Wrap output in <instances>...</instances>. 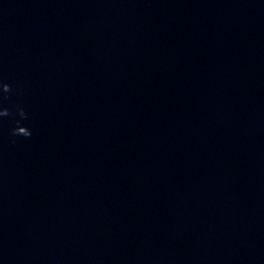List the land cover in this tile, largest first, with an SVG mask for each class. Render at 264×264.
I'll use <instances>...</instances> for the list:
<instances>
[{"label":"water","instance_id":"water-1","mask_svg":"<svg viewBox=\"0 0 264 264\" xmlns=\"http://www.w3.org/2000/svg\"><path fill=\"white\" fill-rule=\"evenodd\" d=\"M0 80V264H264V0H0Z\"/></svg>","mask_w":264,"mask_h":264},{"label":"clouds","instance_id":"clouds-1","mask_svg":"<svg viewBox=\"0 0 264 264\" xmlns=\"http://www.w3.org/2000/svg\"><path fill=\"white\" fill-rule=\"evenodd\" d=\"M12 86L3 80H0V120L3 118H12L14 126L9 130V136L13 138L12 142H16V138L29 139L32 136L31 128L23 123L29 119L25 108L19 104L14 106V110L4 105V101L8 99L12 93ZM16 117H19L18 119Z\"/></svg>","mask_w":264,"mask_h":264}]
</instances>
